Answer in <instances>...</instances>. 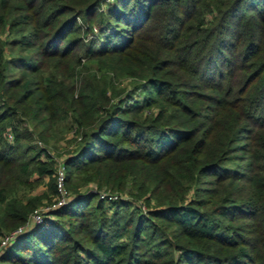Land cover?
Wrapping results in <instances>:
<instances>
[{"label": "trees", "instance_id": "obj_1", "mask_svg": "<svg viewBox=\"0 0 264 264\" xmlns=\"http://www.w3.org/2000/svg\"><path fill=\"white\" fill-rule=\"evenodd\" d=\"M0 264H264V0H0Z\"/></svg>", "mask_w": 264, "mask_h": 264}, {"label": "rangeland", "instance_id": "obj_2", "mask_svg": "<svg viewBox=\"0 0 264 264\" xmlns=\"http://www.w3.org/2000/svg\"><path fill=\"white\" fill-rule=\"evenodd\" d=\"M124 83L128 84V86L132 84L131 80L129 79H125ZM22 117L25 122L23 125L29 126V133L31 135L28 140H25L23 142H30L36 144L39 147H46L57 161H61L63 158L73 152L74 149H76L78 139L80 138L77 139L76 137L75 128L72 127L71 119L59 121L47 131L43 138L41 134H39L41 132V128L36 127L35 123H33L29 117ZM244 138L247 139L246 136H244ZM245 140H243L242 142H245ZM246 155L247 153L245 151H239L238 159L231 161L230 165L233 166L240 164L241 162H243L242 159H244ZM57 165L58 162H56V168ZM49 183L50 177L45 176L42 180L39 181L38 186L37 188H35L33 193L46 192L45 194H47V196H52L49 190ZM45 199H48V197H46Z\"/></svg>", "mask_w": 264, "mask_h": 264}, {"label": "built area", "instance_id": "obj_3", "mask_svg": "<svg viewBox=\"0 0 264 264\" xmlns=\"http://www.w3.org/2000/svg\"><path fill=\"white\" fill-rule=\"evenodd\" d=\"M10 139H12V134H9ZM56 183L58 188V197L57 199L51 204L44 207H40L34 211V213L31 216L30 222L32 224L34 223H41L44 220V216L46 212L51 210L52 208H57L58 206L66 204L70 199V190L68 189L66 185V167L63 164V162L58 163L57 170H56ZM102 197H105L106 194H101ZM116 197V196H113ZM110 197V198H113ZM23 231V228L19 229L17 232H14L11 237L15 238L17 234L21 233ZM10 237H7L2 241V245L7 243V240Z\"/></svg>", "mask_w": 264, "mask_h": 264}]
</instances>
